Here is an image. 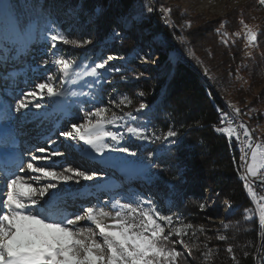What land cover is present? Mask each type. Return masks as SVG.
Returning a JSON list of instances; mask_svg holds the SVG:
<instances>
[{"label": "snow or ice", "instance_id": "obj_1", "mask_svg": "<svg viewBox=\"0 0 264 264\" xmlns=\"http://www.w3.org/2000/svg\"><path fill=\"white\" fill-rule=\"evenodd\" d=\"M256 3L264 8V0H256ZM25 8L28 12L39 9L38 20L29 19ZM154 10L148 7L146 12L152 13ZM173 10L172 6H160L165 17L170 16ZM71 11L78 16L86 13L87 9L77 4ZM182 11L183 15H188L187 9ZM239 11L241 18L238 30L229 33L226 30L228 21L222 19L214 32L225 46L235 45L237 39H242L243 56L254 60L261 40H264V29L258 24L246 22L244 10ZM88 15L92 20L93 17L102 16L103 12L94 9ZM144 15L145 10L141 8L121 16L118 27L111 30V36L122 39L124 32L140 26ZM53 16L50 9L38 3L28 5L25 0V4L21 5L18 0H0V53L8 54L0 62V72L3 73L0 79L8 76L9 61L13 56L20 55L23 58L33 43L41 39L49 42L47 52L52 56L44 63L51 64L57 71V75L47 74L41 78V82L34 83L31 90L22 92L14 103V111L27 115L32 109L42 110L45 105L41 101L47 98L52 105L59 104L65 109H74L76 113L83 112L76 122L67 120L57 130V138H63V141L58 143V139L53 140L49 136L44 146H37L35 151L29 150L26 163L23 157H18L14 170L5 168L0 173V264H180L181 260L187 261L194 249L200 250V245L190 244L186 238L189 234L195 237L197 232L206 234L207 230L203 225L197 227L185 223L170 209L165 214L151 198L134 193H115L109 194L106 200L97 197L94 204L88 201L91 206L81 204L79 208L76 207L78 193L71 191L72 185L79 187L81 181L95 183L107 173L81 166L73 167L71 164H57L56 158L65 157V152H80L89 160L104 159L106 154L116 152L136 157L137 152L120 146L126 135L141 141H160L161 147L149 153L140 165L144 174L151 179L167 170L159 161L173 155L174 150L180 148L181 141L172 128L160 135L156 131H149L148 125L158 109L154 111L142 100L132 108L134 100L131 96H110L105 104L97 90L102 91V84L109 82L106 74L128 70L110 64L124 58L110 54L99 59L87 55L78 59L61 54L57 50L58 43L85 49L93 41L88 38H70V34L60 30ZM191 26L192 20L189 19L181 28ZM188 54L197 63H204L193 49L188 48ZM259 54L264 59V53ZM150 55L138 54V59L147 62ZM242 66L248 67L243 62ZM239 71L237 68L235 79L243 80ZM204 72L207 74L209 69L205 67ZM121 78L126 79L124 76ZM136 78L139 79V76ZM76 87L80 90H75ZM139 95L142 97L144 94L141 92ZM85 105L91 107L85 110ZM12 107L11 104L0 107V119L11 117L9 109ZM226 107L231 111L219 110V123L214 126V131L240 145L242 154L239 160L244 167L241 179L258 211L261 237L264 238V195L254 187L258 185L264 190V137L257 135L258 125L254 128L241 119L242 115L264 113H259L255 108L242 110L232 101H227ZM125 108L132 110L125 111ZM43 114L34 113L37 118ZM142 116L147 119L138 123ZM61 148L65 151H61ZM199 207L204 209L206 205L201 203ZM228 207L230 215L231 205ZM246 212L253 213V209H247ZM221 223L223 228L229 227ZM210 239L207 237V240ZM217 239L227 241L228 237L220 234ZM177 245L182 246L184 251L178 250ZM203 247L205 251L202 258L207 261L213 255V250L207 242ZM226 250L236 261L234 246L228 244ZM243 255L249 253L244 252ZM257 259L260 264H264V244L260 246Z\"/></svg>", "mask_w": 264, "mask_h": 264}, {"label": "trees", "instance_id": "obj_2", "mask_svg": "<svg viewBox=\"0 0 264 264\" xmlns=\"http://www.w3.org/2000/svg\"><path fill=\"white\" fill-rule=\"evenodd\" d=\"M100 1L105 7L97 10H102L103 15L90 20L88 13L96 9ZM109 1L27 0V3H38L43 8L50 9L60 30L70 34V38L84 39L85 33H91L101 41H107L103 47L81 51L76 56L78 59L85 55L99 59L116 52H121L131 59H138V54L141 53L134 44V37L128 31L123 33L122 39H114L111 36V30L116 28L115 19L132 11L135 0H116L114 8L110 7ZM18 2L25 4V0ZM251 3L249 7L240 8L244 10L243 18L246 22L258 24L264 29V8L254 3V0ZM77 4L83 5L87 12L73 15L71 10ZM24 11L28 12V9L25 8ZM237 11L227 28L230 33L239 28L241 13L239 9ZM37 12L39 9L28 12L29 19L38 20ZM140 27L150 36H154L156 45L162 49L161 67L151 78L157 84L153 85L146 79L128 82L121 78L123 73H115L111 74L110 82L102 84L103 90L97 91L105 102L113 91L133 93V89L141 90L148 96L149 102L156 103L154 111L158 109L152 117V124L162 133L169 128L178 133L180 148L174 150L173 155L159 161L167 170L154 177V190L161 201L171 200L172 206L183 218L197 227L207 222L206 217L218 215L214 207L206 210L199 207L201 203L205 204L207 191H210L213 201L220 203L227 200L233 208L227 216L228 220L232 221L225 231L227 241L214 238L207 240V236L199 232L196 234L201 243L207 242L208 247L215 248L214 256L205 261L200 247L199 251L194 249L192 257L187 261L181 260L180 264H260L257 254L260 246L264 244V238L261 237L258 213L251 220L245 219L243 214L245 209H255V204L241 179L242 164L239 157L242 153L238 143L234 140L230 142L223 134L216 133L214 126L219 123V110H227L223 101L234 99L239 102L238 106L242 110L255 108L259 113H264V59L259 54L264 53V40H261L254 60L243 56L242 39H237L235 45L225 46L220 43L216 33L212 34L217 42L216 52L215 49L200 52L199 45L190 42L188 45H192L195 55L204 61L199 64L188 54L189 47L185 42V46L181 48L187 59L180 58L171 42L161 37L162 31L154 21L143 20ZM163 32L171 39L168 26L163 28ZM68 54L70 55L69 51ZM189 62H192L197 70L191 67ZM242 62L248 67H243ZM130 65L133 66L128 74L130 77L144 73V69ZM205 67L209 69L207 74L204 72ZM237 68L247 83L240 84L239 80L235 79ZM242 116L252 127L256 128L258 125L257 135L264 137V115L254 113L252 116ZM153 152L155 150L151 148L142 150L139 154L147 157ZM228 244L234 246L236 261L232 260L226 250ZM177 249L184 251L180 245H177ZM244 252L249 255L244 256Z\"/></svg>", "mask_w": 264, "mask_h": 264}, {"label": "rangeland", "instance_id": "obj_3", "mask_svg": "<svg viewBox=\"0 0 264 264\" xmlns=\"http://www.w3.org/2000/svg\"><path fill=\"white\" fill-rule=\"evenodd\" d=\"M109 2L110 7L114 8V6L116 5V0H110ZM251 2H253V0H135L133 10L143 8L145 10V15L142 18V21L149 20L154 21L155 24H158L160 27L159 30L162 31L161 37L171 42L173 47H175L176 51L179 53L180 58L186 60L187 57L181 48L182 46H185V44L188 45L190 42H196L199 45L198 48L200 52H207L209 51V49L214 50L217 42H215L216 40L214 41L212 34L215 35L214 28L219 26V21L222 19H226L228 21L226 25V30L228 31L227 28H229V22L237 15V10L240 8L249 7L252 4ZM254 3H256V0H254ZM161 5H164L165 7L172 6L174 9L173 13L170 16L165 17L160 11ZM177 5L179 6V8H176ZM104 7L105 5L100 1L98 2L96 9H103ZM148 7H152L155 10L152 13H147L146 9ZM183 9L188 10V15H183ZM119 18L120 17H117L115 19L116 28L118 27L117 22ZM189 19L192 20V26L190 28L182 29L181 25H183L185 21ZM167 26L170 28L171 39H168L163 32V28ZM152 31L153 29H151V32ZM128 32L132 37H134V44L139 48V52L141 53V55H143L144 53H151L152 55L149 56L147 62H144L140 61L139 59L128 58L121 52H116L115 54L124 59H122L121 61H112L110 62V64L128 69L127 71L122 72L124 74V77H126V79L123 80L132 82L133 80L146 79L149 80V82L151 81L150 83H152L153 85H156L157 82L151 80V78H153V76L157 74L156 71L161 67L162 63L160 61V55L162 54V49L156 45V39L154 38V36H150L148 32L145 31L142 27L138 26L136 28L128 30ZM228 32L230 33V30ZM85 35L86 36H83V38H88L93 41V43L91 45H88L85 49L73 48L72 46L58 43L57 50H59L61 54L77 58L76 56H78L81 51L96 49L99 46L103 47L107 43V41H101L100 39H98L94 34L85 33ZM80 38H82V36ZM191 46L192 45H188L187 47L192 49ZM48 47H50L49 42L47 40L41 39L39 42L33 43V45L27 50V52L23 54V58H21L20 55L13 56L12 60L9 61L8 76L0 80V98L3 99L5 105H13V107L9 109L11 111V117L5 118V120L0 124V128L3 129L5 136L8 137L9 141L19 133L23 134V141H25L24 139H26L27 133H25L26 129L24 130L23 128H26V125H28L29 127L31 125L37 126L35 131L31 132L30 136L32 137L33 142L37 141L38 144L33 146L32 149H30L31 151H35L37 146H44V142L49 138V136H51L53 140H57V130L61 129L62 125H64L67 120L71 119L73 120V122H76V120L79 119V116L83 115V112L76 113L74 109H65L62 105L59 104L52 105V103L47 98L41 101V103L45 105V108L42 110L32 109L31 112L27 115H22L14 111V103L16 99L20 97L22 92L31 90L33 84L41 82V78H43L47 74L57 75V71L54 66L44 63L45 60H50L52 58L51 53L47 52ZM68 51L70 55L68 54ZM7 55L8 54L6 52L0 53V62H2L4 57ZM153 60L155 61V63H153ZM15 63H17L16 66H14ZM130 64H134V66L144 69V73L142 75L139 74L134 77H130L128 74L133 67ZM189 65L197 70V67L192 62H189ZM0 75H3V73L0 72ZM106 76L107 81L110 82V78H112V75L106 74ZM137 76H139V79L136 78ZM245 81L246 80L244 78L243 80H239L238 82L240 84H243L245 83ZM75 90L79 91L80 89L79 87H76ZM141 92L142 91L139 89H133V93H128L127 91H113L110 96L112 98H118L120 95H129L134 100L132 108H135L142 100L144 103L150 105V107L154 110L156 103L152 104L151 102H149L147 98L148 96L143 92L142 93L144 95L141 97L139 95V93ZM227 97L231 100V97L229 95H227ZM73 99L77 98L74 97ZM79 99L82 100L84 98L80 97ZM108 99L104 102L105 104H107ZM232 101L237 105L239 104V102H237L236 100L234 101V99H232ZM226 102L227 101H223L225 107ZM90 107L91 105H85V110ZM132 108H125L124 110L129 111L132 110ZM226 109L227 111H231L227 107ZM113 111L117 110L113 109ZM36 112H41L44 114L40 118H37L34 115V113ZM117 114H119L118 111ZM73 117H75V119H73ZM241 118L245 121L243 116ZM146 119V117L142 116L140 117L138 123H143ZM148 127L149 131H156L157 135L162 134L160 129H157L152 124V122L148 125ZM1 134L2 132L0 133V136ZM60 141H63V138H59L58 143ZM32 144L33 143L29 142L27 143V146H30ZM120 146L128 147L131 151L137 152V156L132 157L128 153L116 152L106 154V157L104 159H97L94 160V162H87L75 152H65V157L56 158V162L58 163L60 161H64L63 163H61L62 165L71 164L73 167L81 166L82 168H91L92 170L107 173L106 176L96 181L95 183L81 181V186L79 187L76 185H72L71 191L75 188L88 186H96L100 189L104 187V191L100 196L102 200H106L109 194H138L144 196L145 198H151L157 204L158 209L164 211L165 214H167V210L170 209L172 212L178 214L185 223H189L183 218L180 212H178V210L172 206L171 200L161 201L159 199L154 190V177L148 179V177L141 169V161H143L146 157L139 154V152L151 148L156 151L161 147V142L141 141L126 135ZM60 150L65 151L64 148H61ZM17 151L22 152V157L24 161L27 162L28 157L26 156H28L29 151L26 152L22 147H18ZM25 153L26 155H24ZM68 154L71 155V159H66ZM109 156L111 158H108ZM38 166L41 165L38 163ZM115 170H122L124 177L127 180L125 182L126 187L121 188L120 183L118 184L115 181V177L109 174L110 171ZM41 183H43V181H41ZM61 187L63 188L64 186L62 185ZM91 203L94 204L96 203V201H91ZM81 204H83L85 207L91 206V204L87 202ZM205 205L206 207L204 208V210L214 207L218 215L206 217L207 222L201 224L207 230L206 234L203 235L217 239L218 235H225L226 231V229L223 228L221 222H224L229 226L232 224V221L228 220L227 218V216L229 215L228 206L230 204L227 200H222L220 203H217V201H213L210 191H207ZM246 210L247 209L243 211V214L245 219L247 220L253 219L255 214L258 213L256 209H253L254 214L248 213L246 212ZM69 211H72V208H69ZM232 211L233 208L231 206L230 212ZM186 239L190 244H199L201 247V254L203 253V251H205L203 247L205 242L201 243L198 240L197 235L195 237H192L191 234H189V237ZM209 248L213 250L212 256H214L215 248L213 246H209Z\"/></svg>", "mask_w": 264, "mask_h": 264}, {"label": "bare ground", "instance_id": "obj_4", "mask_svg": "<svg viewBox=\"0 0 264 264\" xmlns=\"http://www.w3.org/2000/svg\"><path fill=\"white\" fill-rule=\"evenodd\" d=\"M242 119V118H241ZM36 129V128H35ZM1 133V132H0ZM31 137V136H30ZM35 138V137H34ZM239 147H240V145H239ZM73 153V152H72ZM76 154H78V155H80L81 157H82V159H84L85 161H87V162H92L91 160H89V159H87L86 157H84V155H83V153H80V152H75ZM11 154H15L14 152L13 153H11ZM25 155V154H24ZM70 156V158H72L71 157V155H69ZM14 158L15 159H17L18 157H16V156H14ZM13 160V159H12ZM64 161H60L59 163L57 162V164H61V163H63ZM94 162V161H93ZM65 164H66V161H65ZM242 164V163H241ZM111 174H112V176H114L115 177V181L119 184L120 183V187L121 188H124V185H125V182L127 181L123 176H124V174H123V172H122V170H115V171H111L110 172ZM242 173H243V175H244V167L242 166ZM115 187H116V185H115Z\"/></svg>", "mask_w": 264, "mask_h": 264}, {"label": "built area", "instance_id": "obj_5", "mask_svg": "<svg viewBox=\"0 0 264 264\" xmlns=\"http://www.w3.org/2000/svg\"><path fill=\"white\" fill-rule=\"evenodd\" d=\"M254 187H256V190L258 191V193H260L261 195H264V190H262L258 185H254Z\"/></svg>", "mask_w": 264, "mask_h": 264}]
</instances>
